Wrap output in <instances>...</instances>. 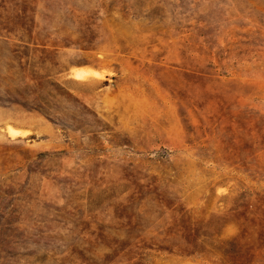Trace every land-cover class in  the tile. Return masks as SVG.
<instances>
[{
	"label": "rangeland",
	"instance_id": "374dc122",
	"mask_svg": "<svg viewBox=\"0 0 264 264\" xmlns=\"http://www.w3.org/2000/svg\"><path fill=\"white\" fill-rule=\"evenodd\" d=\"M0 264H264V0H0Z\"/></svg>",
	"mask_w": 264,
	"mask_h": 264
},
{
	"label": "bare ground",
	"instance_id": "6f19581e",
	"mask_svg": "<svg viewBox=\"0 0 264 264\" xmlns=\"http://www.w3.org/2000/svg\"><path fill=\"white\" fill-rule=\"evenodd\" d=\"M74 76L73 77H75V78H77V79H86L87 80V78H91V77H99L100 76V74L98 73V71H94V69L93 70H91V69H86V68H84V69H75L74 71ZM101 73V72H100ZM73 74V73H72ZM91 76V77H90ZM95 78V79H96ZM76 79V80H77ZM8 131H10V133L9 134H11L12 136L13 135H15L16 133H18L19 131H17V130H8ZM8 133V132H7ZM23 136V135H22Z\"/></svg>",
	"mask_w": 264,
	"mask_h": 264
}]
</instances>
